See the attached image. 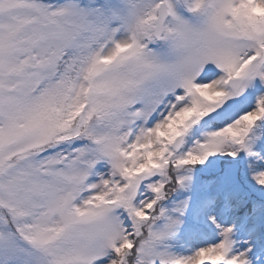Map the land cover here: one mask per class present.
Instances as JSON below:
<instances>
[{
	"label": "snow or ice",
	"instance_id": "snow-or-ice-1",
	"mask_svg": "<svg viewBox=\"0 0 264 264\" xmlns=\"http://www.w3.org/2000/svg\"><path fill=\"white\" fill-rule=\"evenodd\" d=\"M0 264H264V0H0Z\"/></svg>",
	"mask_w": 264,
	"mask_h": 264
}]
</instances>
